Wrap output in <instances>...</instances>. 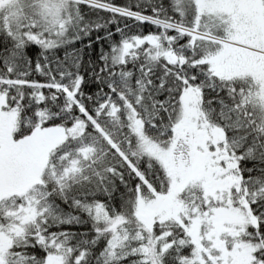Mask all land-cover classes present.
I'll list each match as a JSON object with an SVG mask.
<instances>
[{"label":"snow or ice","instance_id":"snow-or-ice-1","mask_svg":"<svg viewBox=\"0 0 264 264\" xmlns=\"http://www.w3.org/2000/svg\"><path fill=\"white\" fill-rule=\"evenodd\" d=\"M0 264H264V0H0Z\"/></svg>","mask_w":264,"mask_h":264}]
</instances>
